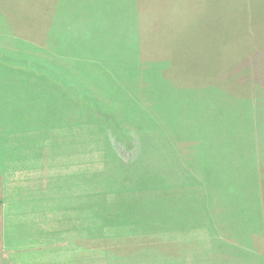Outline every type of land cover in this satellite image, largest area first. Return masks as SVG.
<instances>
[{"label":"rangeland","instance_id":"374dc122","mask_svg":"<svg viewBox=\"0 0 264 264\" xmlns=\"http://www.w3.org/2000/svg\"><path fill=\"white\" fill-rule=\"evenodd\" d=\"M131 1L133 3V0H82L73 4V0H68L73 4L70 15L60 20L58 0H24L19 11H27L32 4L34 10L43 14L36 17L33 23L25 25L28 43L24 44L23 53L28 54L29 47L34 50L50 43L54 51L69 56L76 50L74 40L82 39V54L100 62V69L96 68V73H111L116 70L115 67L122 70L124 64L131 68L124 74L120 73L121 78H115V75L102 77L101 89H108V92L101 96L117 101L114 103L117 110L121 105L125 108L135 106L134 122L138 123L135 126H146L140 119L143 117H166L175 122L171 125L173 129H170L173 134L194 137L197 141V136L205 133L210 139L221 141L222 146L231 153L253 157L244 150L243 143L233 130L236 127L238 134H244L250 126L247 123L242 127L234 124L237 107L230 105L234 99H239L237 105L241 109L248 107V102L254 101V112L264 106L261 95H252L246 87L237 86L239 74L235 76L234 73L236 63L239 65L243 61L246 54L244 50L249 46L246 41L242 43L247 36L246 27L254 19L249 14L248 6L238 0H164L161 4L152 5L141 4L140 1L138 6L147 19L145 21L138 15L140 10H137L135 0L134 5L130 4ZM17 18H12L15 23L2 19L1 48L9 42L8 37L15 30L13 26H23ZM21 19L26 22L27 18ZM171 24H174V29L168 27ZM58 39L61 42L57 43ZM11 42L14 43L13 40ZM17 71L8 70L6 63L0 65V166L8 165L10 157L12 161L18 157L30 159L29 151L34 153L36 150L25 147L26 138L19 136V124L24 122L25 126H29L31 120L35 119L32 122L34 125L51 127V123L59 122V116L68 110L75 111L78 107V104H71L67 98L65 101L61 98L57 103L55 100L43 99L42 91H31L30 84L24 78L26 75H18ZM62 83L55 85L56 90L61 89L71 97L81 95L82 86L79 83L75 86ZM216 84H223V89L212 91L215 87L211 86ZM161 100L164 107L157 110ZM43 105L47 107L44 109ZM221 107H224L223 113L215 111ZM142 108L143 113L140 112ZM259 115L264 122V114ZM143 131H139V134L144 137ZM18 137H21L18 139L20 143L17 142ZM187 148L182 154L177 153L175 146L166 148L169 165L174 164L176 169L190 168L188 160L195 163L196 154L192 150L190 155H186ZM54 150L47 146L42 153L39 149L41 154H33L35 164L32 170L39 174L38 178L26 180L24 176V180L22 176L19 184L14 185L6 176H0V264H187V261L188 264H252V255L256 258L253 264H264V244L247 247V242L252 241L251 234H254L252 221L257 219L260 212L264 214V193H256L258 186L264 189L263 163H251L255 172L251 174L259 172L256 180L251 179L252 189L244 190L228 184L224 172L213 163L201 160L192 166L196 172L198 169L203 175H208L209 179L202 181L200 186L189 180L191 178L180 175L165 185H168V189L162 191L161 197L165 194L167 200L161 199L160 205L152 198V191L146 200L142 196L127 200V195L121 192L117 196V204L109 207L111 197L98 194L91 187V184L99 183L100 179L106 183L112 177L102 174V170L101 174L97 173V158L90 154L86 156V152H71L72 159L66 155L61 156L66 161L62 169L48 158L46 164L41 161L37 163L36 158L44 153L49 156L59 155ZM108 150L112 159L117 158L111 149ZM140 151L145 154L137 159L136 164L127 166L133 170L124 175L139 181H154L152 174H146V169H152V155H147L152 154V145H143ZM79 159L83 162L81 166L86 167L84 172H87V177L84 178L88 179L86 184L89 197L85 200V209L89 210L91 200H97L102 195L104 205L99 206L102 212H95L100 215V221L106 220L103 223L106 230L112 227L115 230L107 233L115 235L110 242L98 241L93 245L92 242L82 241L80 245L79 241L71 240L70 224L65 225V229H69L67 233L61 231L63 235L51 234L43 238L30 235L27 227L18 222L16 228L19 234L15 236L4 233L6 227L15 224L5 226V217L12 220L15 217V208L8 207L9 199L18 196L27 187L36 191L31 195L34 200L36 196L43 199L44 211L49 208L56 217L55 212L60 211L57 204L62 194L59 193L64 188L67 190L69 182L72 187L82 183L79 180L81 175L73 176L71 171L72 166H77V163L71 162ZM148 159L151 162H147ZM32 170L19 171L25 175L33 173ZM62 170L67 171L70 177L60 176ZM56 175L60 179L53 178ZM194 177H198V174ZM148 186V183H144V186L142 184L138 187ZM169 186L175 192L178 190L177 194L169 191ZM136 188L125 189L131 191ZM38 209L32 211V207L31 211L38 213ZM162 214L163 223L158 220ZM23 217L26 223L37 224L31 216L26 218L24 214ZM60 221L56 218L54 223L59 225ZM32 226L33 229L30 231L31 227L28 226V230L38 232L39 226ZM154 228H163L167 235L152 239ZM236 246L240 249L229 251ZM54 247L64 248L55 252L60 255L59 258L48 251ZM42 251L43 255L40 253ZM30 253L34 254L30 256Z\"/></svg>","mask_w":264,"mask_h":264},{"label":"trees","instance_id":"16d2710c","mask_svg":"<svg viewBox=\"0 0 264 264\" xmlns=\"http://www.w3.org/2000/svg\"><path fill=\"white\" fill-rule=\"evenodd\" d=\"M140 1L141 4L143 2V4L150 5H152V3L161 4L164 2V0H159L158 2H154L153 0H135L137 10H140L138 6ZM238 1L242 2V5L248 6L249 14L252 15L254 19L250 25L246 27L247 36H245L244 41H242V43L246 41L249 44L244 50L246 54L239 65L238 62L236 63L234 73L235 76L239 74L237 76L239 78H237V86H244L252 92V95L253 93L256 96L259 94L264 98V0ZM23 2L24 0H0V10L2 11V13H0V24H4L2 20L3 18H5V21L8 23H15L12 19L15 16L18 17L17 21L21 20L23 24V26L15 24L13 26L15 29L14 32L8 37L9 42L4 44V48L0 47V65L6 63L8 70H18L17 74L23 77L26 75L24 78L30 84L31 91L33 89L41 90L43 99L51 101L55 100V103H57L56 101L59 99L62 98L65 101L67 98L70 100L71 104H78V107L76 106L75 111L68 110V112L59 116V122L51 123V127L42 124L34 125L32 122L36 121L35 119L31 120V125L29 126H25V123L22 121L23 123L17 126L20 134L19 136L26 138L25 147L27 149L31 148L36 150L34 153L29 151L28 156L30 159L18 157L12 161L10 157L8 165L0 166V176H6L14 185L19 184V179L22 176L24 180L26 179L25 177H27L26 180L37 177L39 174L32 170L35 164L33 154H38L39 149L42 153L44 152V147L47 148V146H50L55 149L54 151L58 148L57 152L59 155L49 156L44 153L41 157L36 158L37 163H40V161L45 164L49 161L56 162L60 166L59 169H62L65 167L66 161H64V158H61V156L66 155L69 159H72L70 156L71 152H86V156L87 154H90L93 158H97V173L101 174L102 170V174H108V178H110V176L112 177L107 179L106 183H104L103 179H100L99 183L91 184V187L96 193L111 197L109 207L117 204V196L121 192H123L125 196L127 195V200L132 199L131 197L138 198L139 196H142V199L146 200L147 197L151 196L150 191H152V198L157 200L160 205L161 199L167 200V195L165 196V194H162V197L164 198L161 197L162 191L168 189V185H165L169 184L168 181L170 179L180 175L183 178H191L189 180H192L194 183H197V186H200L202 181H207V179H209L208 175H203L202 171H199L198 169L196 172L192 166L199 163L201 160L206 163H213L221 172H224L226 178L225 181L228 184H232L239 188L241 187L244 190L246 188H253L251 179L256 180L259 177V172L255 175L251 174L255 173L254 167H252L251 163L258 162L264 164V122L261 121L259 115V113L264 114L263 105V107L254 112V101L250 103L248 102V107H242L241 109H238L237 105L239 99H234L232 104H230L237 107L235 111L236 121L234 124L242 127L247 123L250 126L244 134H238L237 128L233 127L235 135L238 136L239 140L244 145V150L248 154L253 155V157L250 158L231 153L222 146L221 141L217 138L210 139L205 133H203V135L199 134L197 136V141L194 137L189 138L184 135L173 134L170 132V129H173L171 126L173 122L166 117H143L140 119L146 124V126H135L138 124L137 122H134V112H136L134 111L135 106L129 105V108H125V106L121 105L117 110V107L114 105L117 101L112 99L107 100L104 99V96H101L108 92V89H101V83H103L102 77L115 75V78L116 76L121 78L119 74H124L127 71H130L131 68L127 66V64H124L122 70H118L119 68L115 67L116 70L111 73H96L95 69H100V62L94 61V59L91 58L89 59L88 56L82 54L84 51V47L81 44L82 39L74 40L76 50L74 54H70L69 56L54 51L50 43L41 45L39 49L34 48V50L29 47L28 51L30 52L24 54V44L28 43L26 40L27 33H25V25L29 22L33 23L36 17L43 13L39 14L34 10L32 4L27 8V11H19V7ZM80 2L79 0H73V4H78ZM73 4L69 3L68 0H58L60 20H65V18L70 15V10ZM130 4L134 5V0L133 3L131 1ZM138 15L145 21L147 20L142 10L138 11ZM21 18H27L26 22ZM168 27L174 29V24H171ZM14 39L17 40L15 41ZM11 40H13L14 43H12ZM58 42H61V39H58L57 43ZM37 51L39 54H37ZM2 54L3 56H1ZM83 56H85V58H83ZM22 69H26L27 71L23 72L21 71ZM7 77L8 80H10L9 74ZM62 82L68 83L69 86H75L79 83L82 86L81 95L78 97H71L66 92H62L61 89L56 90L55 85L60 83V85H62ZM221 85H212L211 87H215L212 91L222 90L223 88H221ZM259 106L260 105H258V107ZM46 107L47 105H43L44 109ZM162 107H164V104L161 100V104L158 106L157 110L162 109ZM223 109L224 107H221L215 111L223 113ZM140 110H138V113H143V108L142 111ZM126 111H128V114ZM130 113L131 115H129ZM129 118L132 119L129 120ZM201 119H203V115ZM141 130H144V137L139 134V131ZM21 137L17 138V142ZM41 142L42 146H40ZM219 143H221L220 147ZM143 145H152V154H147L152 155V169H146V174H152L154 181H139L137 179L129 178V175H124V173L133 170L132 168L126 167L136 164L137 159H141L145 154H141L142 152L140 151V148ZM170 146H175L176 149H178L177 153L180 154L185 153V147H189L187 148L186 155H190L191 151L194 150V154H196L195 163H192L188 156V164L190 168L176 169L174 164L171 163L169 165V153L166 148H169ZM22 147V151H24V146ZM108 149H111L113 153L117 155V158L112 159V156L110 155L111 153ZM117 162L122 164H117ZM147 162H151L150 159H148ZM71 163H77V166H72L71 171H73V176L80 177L79 175H81V179L79 180L82 183L78 184L76 187H72L69 182L67 190L64 188L65 191L63 190L62 193H59L62 195L57 204V208L60 211L55 212L57 216L54 217L49 208L44 211L43 199L40 198V196H36L34 200L31 195L36 191L27 187L21 194H16L18 196L15 195V198L9 199L8 204L10 206L8 207L15 208V217H13V220L9 219V217H5V226L9 225V223L15 224L6 227L4 233L14 235L19 234V230H17L18 228H16V226L21 223L27 227V232H29L30 235H39V237L37 236L38 238H43L50 236L51 234L60 233V235H63L64 231L67 233V230L69 229H65V225L70 224L72 225L69 231L72 236L71 240H74V242L76 241L77 243L79 241L80 245L87 241L92 242L93 245H96L98 241L99 243H108L115 237V235L107 234L115 232L112 224V228L106 230V225L104 226L103 224L106 220L100 221V215L95 212H102L100 211L102 208L99 207L104 205V200L101 198L102 195H100L97 200H91V206L88 208L89 210H87V208L85 209V200L89 197L87 196L88 184H86L88 179L84 178L87 177V172H84L86 167L81 166L83 162L80 161V159L77 162L72 161ZM50 166L53 167L52 164ZM20 169L23 172L29 169L32 170L33 173H25V175H22L19 171ZM195 174H198V177H194ZM199 174H201V176H199ZM123 175L125 177H123ZM60 176L70 177L65 170L60 172ZM54 177L60 179L59 175L53 176V178ZM144 183H148L149 186L147 188L138 187L142 186V184L144 186ZM174 184L176 183H172L171 185ZM136 186L137 188L131 191L125 189L126 187ZM170 190L177 194L178 190L175 192L171 186H169V191ZM259 192L263 194L264 189L261 190L258 186V191L256 192L257 195ZM42 195L44 198V194ZM44 203L46 202L44 201ZM32 207V211H35L38 207V213H33L31 211ZM24 214L26 218L31 216L37 224L26 223V219L23 217ZM20 216H22V218ZM56 218L61 220L59 225L54 223ZM256 218V220L254 219L252 221L254 232V234H251L250 238L252 241L247 242V247H255L260 243L264 244V214L260 212ZM158 220H160L161 223L164 222L163 214L159 216ZM32 225L39 226L38 232H30L31 229H33ZM28 226L31 227L30 231L28 230ZM155 231L156 233H154ZM162 235H167V232L164 233L163 228L152 229V239L159 238ZM131 237L135 236L132 235ZM6 242L8 241L6 240ZM239 246H241V244ZM239 246L230 248L229 251L239 250ZM262 248H264V245ZM63 249L64 248L62 247H54L48 251H52L55 258H57V256L59 258L60 255H56L55 252ZM40 253L43 255L44 251ZM33 254L34 253H30V256ZM254 260H256V258L252 255L250 262L253 264Z\"/></svg>","mask_w":264,"mask_h":264}]
</instances>
